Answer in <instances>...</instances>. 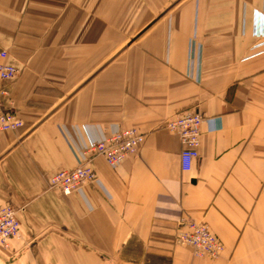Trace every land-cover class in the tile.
I'll return each instance as SVG.
<instances>
[{"label": "crops", "instance_id": "crops-1", "mask_svg": "<svg viewBox=\"0 0 264 264\" xmlns=\"http://www.w3.org/2000/svg\"><path fill=\"white\" fill-rule=\"evenodd\" d=\"M0 48L18 68L0 100L24 120L0 132V205L21 222L0 264H264V0H0ZM195 111L184 171L167 124ZM131 127L136 155L51 187ZM183 217L220 238L217 258L175 243Z\"/></svg>", "mask_w": 264, "mask_h": 264}, {"label": "built area", "instance_id": "built-area-1", "mask_svg": "<svg viewBox=\"0 0 264 264\" xmlns=\"http://www.w3.org/2000/svg\"><path fill=\"white\" fill-rule=\"evenodd\" d=\"M6 50L0 48V81H9L16 77L18 68L7 62ZM208 118L199 111L190 112L182 117L168 122L169 129L178 132L181 143V166L189 171L199 157L202 125ZM24 125V121L10 109L0 106V131L16 130ZM145 135L135 127L124 128L105 138L93 141L83 147L79 154V163L72 169H63L50 178L51 187L58 188L68 195L86 183H94L97 179L92 161L102 157L115 167L126 158L138 153L143 144ZM20 224L15 210L11 205H0V244L8 247L9 241L19 235ZM175 243L190 245L200 256L217 258L222 250L223 243L209 227L202 222L183 217L177 222Z\"/></svg>", "mask_w": 264, "mask_h": 264}, {"label": "rangeland", "instance_id": "rangeland-1", "mask_svg": "<svg viewBox=\"0 0 264 264\" xmlns=\"http://www.w3.org/2000/svg\"><path fill=\"white\" fill-rule=\"evenodd\" d=\"M2 92L3 93H5V90H2ZM3 102H4V100H0V106H3L4 108H6V109H10V108H8V107H5V105L3 104ZM10 110H12V109H10ZM13 112H14V110H12ZM16 113V112H15ZM17 115V114H16ZM18 116V115H17ZM18 117H20V116H18ZM21 118V117H20ZM22 119V118H21ZM23 120V119H22ZM24 121V120H23ZM24 126V125H23ZM22 126V127H23ZM21 128V127H20ZM19 129V128H18ZM17 130V129H16ZM8 131H11V130H8ZM0 132H4V131H0ZM1 205H11L12 207H13V209L15 210V214H16V218H17V220H18V222H19V224H20V229H21V222H20V219L18 218V209L13 205V204H11V203H5V204H1ZM20 236V232H19V235L18 236H16V237H19ZM15 237V238H16ZM14 239V238H13ZM13 239H11L10 241H9V246L8 247H6V246H4V245H2V244H0V250H1V252L4 254V256L5 257H8V255L7 254H10V255H13V253H12V250H11V247H12V245H11V243H12V240Z\"/></svg>", "mask_w": 264, "mask_h": 264}]
</instances>
